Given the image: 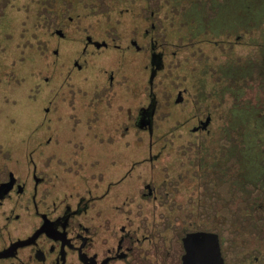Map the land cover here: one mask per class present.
<instances>
[{"label": "flooded vegetation", "instance_id": "1", "mask_svg": "<svg viewBox=\"0 0 264 264\" xmlns=\"http://www.w3.org/2000/svg\"><path fill=\"white\" fill-rule=\"evenodd\" d=\"M229 1L209 0L214 15L211 18H207V15H198V18L201 17L202 20L201 27L193 25L195 30L200 33L198 35L189 33V36L203 37L195 43L202 46L197 52L201 55L203 67H209L211 63H217L223 69L228 67L227 72L223 73L220 78V87L216 89V96H212L215 93H213L214 85H212L214 87L212 91L210 89L211 82L206 79L205 93L197 95V101L204 110L198 112L196 125L190 129L195 134V144L199 146L209 137L219 141L216 142L218 147L215 148L218 151L219 161H205L209 154L201 147L199 150L196 148L198 151L195 155L199 157L196 158L197 161L193 159L192 161H169L167 163L171 167V175H169L168 181L167 179L158 181L153 176L152 167L154 163L159 162L155 161L159 158V153L150 155L144 161H134L126 173L124 166V170L117 174L114 163L107 164V167H103L102 172H100L99 165L95 161L89 164H83L81 161H0V264H183V256L186 253L184 246L186 237L202 232H211L218 236L220 252L224 261L220 230L211 231L209 218H206V221H204L205 218H201V220L195 218L193 208H197L198 205H201L202 208L210 207L205 205V203L209 204L205 198L210 197L207 185L208 176L212 170L216 176L220 172L221 177L218 178L229 184L228 196L233 197L234 207L241 208L243 178L252 179L256 172L255 167L250 166V173H247L248 170L243 167L241 161L243 131H245L243 129V112L256 115L258 109L264 108L263 95L261 99H255V102L259 101V106L252 105L250 107L247 105L243 109L240 87L235 85L234 90H232L233 88L228 86L231 82L241 81L240 65L235 67L236 61L233 62V58L238 54L237 47L241 40L238 33L240 31L219 29L215 33L216 29H213L210 24L213 25L215 19L219 18V8L228 5ZM3 2L6 5L23 6L26 5L24 3L27 0L26 2L23 0H0V3ZM72 2L75 0H28L27 2V6L31 8L33 4L41 7L38 9L40 13L31 14L30 17L35 18L40 23V27L38 25L36 27L43 30L41 33L45 38L43 49L45 64L48 70L55 67V69H59L60 73L64 72V66L61 65L64 61L61 60L60 45L65 44V42L77 44L74 55L76 59L71 64L72 66H69V70L67 69L66 77H70V73L74 70H77V74L85 70V62L81 65L77 59L81 60L88 54L92 55V59L95 57L92 64L94 72L91 70V87L87 89L90 93L81 94L83 98L80 101L70 99L69 108L76 106L80 109H89L83 118L84 130H87V133L93 132L94 121H103L102 127L105 129H102L100 139L102 133L106 137L109 133L108 130H112L113 127L119 128L122 135L120 137L124 138L125 103L122 105L119 102L116 105L109 104L112 98L125 100V88L121 91H119L120 89H113L115 85L125 86L118 84L119 74H122L124 70L122 64L124 56H120L121 60L119 59L117 65L121 68L116 71V68L110 67L109 73L101 81L99 80L101 77L99 78L93 73H101L102 71L101 67H94V65H100L97 61L100 58L99 51L116 49L125 55V47L120 49L118 44L112 43L113 37L119 32L112 31L111 19L107 22L106 15H97V10L93 9L90 14H83L85 18L83 21L75 17L78 15L74 14ZM123 4L125 6V0ZM126 12L129 10L124 7L118 17V21L123 17V20L120 21L124 26L123 28H125ZM155 13L158 14V10L150 8V27L147 32L144 31L145 34L143 33V38H149V76L152 68L156 69L155 64L161 65L156 75L167 66L168 54H171V59L174 61L182 47L179 44H174L172 51L169 52V46L162 41V31L156 26ZM191 16L193 18L192 14H190ZM239 16L240 14L232 18L234 29L238 26L239 20L237 19ZM76 20H79L78 29L74 27ZM84 22H88V24ZM73 28L76 30H71ZM74 33L75 35H72ZM213 34H217L218 38L212 40L210 36ZM97 37L102 38V40L98 41ZM130 45L136 51L142 49L136 40H131ZM224 54H226V58ZM220 57L224 58L223 61ZM225 59L226 61H224ZM255 64L257 66V60ZM84 74L81 73V77ZM66 77L64 76L65 79ZM121 77L125 80V73ZM47 79L45 78V81ZM68 81L70 78L66 79V82ZM256 81L258 80L255 79L253 82ZM82 82L84 81L82 80ZM259 84V86L263 85L264 87L262 77L259 78ZM174 89L175 98L172 103L178 109L177 106L184 103V96H186L187 91L180 86ZM152 91L156 100L153 113L143 111L153 103L149 86L148 105L139 108L134 122V127L146 132L150 139L154 133L158 103L154 91V80ZM55 92H53V98H49L46 102V112H49L56 105L57 101L55 102L54 97H56L55 94L58 95V92ZM114 94L115 96H113ZM190 95L189 93L187 96ZM212 98H217V100ZM212 101H217L218 104L221 102L222 105L227 102L226 108H228L225 110L228 119L219 130L217 128L215 131L210 127L212 116L209 110ZM97 107L113 108L114 112L111 115L98 116L94 114V109ZM127 112L130 114L129 110ZM141 112L144 113L141 114ZM260 114L257 116H263L264 110ZM140 115H143L144 118H141ZM70 116V118L75 119V115ZM149 116L152 126L151 135L148 124L146 125ZM111 119L112 124H108ZM251 130L256 131L253 127ZM109 138L104 140L106 143L103 140H100V143H111ZM208 146L207 150L210 149V145ZM150 150L151 143L149 144ZM209 163H213L215 166L212 167ZM126 164L128 166L129 161ZM144 164L149 165V178L142 180V190L140 186L137 190L138 196L135 198L140 195L139 199L146 203L162 201V194L163 196L168 195L166 189L169 186L177 190V183L181 180L196 179L197 183L195 186L193 184L190 189V196H196V199L202 198V201L197 200L188 210H184L182 206L173 207L172 205L170 209H167L166 205L156 202L150 207L145 205L138 207L132 205L130 207L129 198L135 195V193L130 195L131 186L134 184L130 183L131 178H133L132 171L135 167ZM216 166L219 171L215 169ZM252 172L254 173L252 174ZM243 173L246 174L243 175ZM245 175L247 177H243ZM252 186L251 192L255 196L257 186ZM218 188L219 186H213L212 190L217 192ZM216 197L221 196L216 193ZM134 203L135 200L132 201V204ZM219 206L224 209V201ZM213 208L215 209V207ZM197 213L204 214V210L202 209V212L197 210ZM261 219L263 225L261 222L252 225L256 232L249 238L250 242L254 244H264V219L263 217ZM223 224L221 222V225ZM236 232L238 236L235 241L239 249L236 256L239 258V264H264V253L260 254V251L256 249L253 251L247 249L243 238L246 236L245 233L240 230V227L237 228ZM255 251H259V255H254Z\"/></svg>", "mask_w": 264, "mask_h": 264}, {"label": "rangeland", "instance_id": "2", "mask_svg": "<svg viewBox=\"0 0 264 264\" xmlns=\"http://www.w3.org/2000/svg\"><path fill=\"white\" fill-rule=\"evenodd\" d=\"M23 1L26 2V0ZM193 1L194 3H192ZM27 2L23 6L0 3V161H81L83 164L95 161L99 165L100 172H102L103 167H107V164L114 163L117 174L124 170V166L126 173L134 161H144L150 155L159 153V158L155 160L159 162L154 163L152 167L153 176L158 181L170 179L171 167L167 164L169 161H192L193 159L197 161L196 158L199 157L195 154L199 147L209 154V157L205 155L207 157L205 161H219L218 151L215 150L218 147L216 142L219 141L209 137L199 146L195 144V134L190 130L196 125L198 112L204 110L197 101V95L205 93L206 79L210 80L212 91L215 87L213 91L215 93L212 96H216V89L220 87V78L223 73L227 72L228 68L223 69L217 63L203 67L201 55L197 52L202 46L195 44L197 40L203 37L189 36V33L194 35L200 33L194 28V25L200 26L196 22L198 17H190L191 13L198 12L201 16L207 15V18L214 15L209 0H125V6H123L124 0H75L72 2L74 14L78 15L75 17L83 21L85 20L83 14H90L93 9L97 10V15H106L107 22L111 19L112 31L119 32L113 37L112 43L118 44L120 49L125 47V55L116 49L99 51L100 58L97 61L100 65H94L95 68L101 67L102 69L101 73H93V75L96 74L97 77H101L99 79L101 81L109 73L110 67L116 68V71L121 68L117 65L119 59L121 60L120 56H124L122 74L125 73V80L121 77L122 74H119L118 84L125 86L115 85L113 89H120L119 91H121L125 88V100L112 98L109 104L116 105L119 102L122 105L125 103V137H120L122 136L121 130L113 127L112 130H108L109 133L106 137L102 133L101 139L100 133L102 129H105L102 127L103 121H94L93 132L87 133L88 131L84 130L83 118L89 109H80L76 106L69 108L68 105L70 99L80 101L83 98L81 94L90 93L87 89L91 87V70L94 72L92 64L95 57L92 59V55L88 54L81 60L77 59L81 65L85 62V70L81 71L80 74L74 70L70 73V77H66L69 66H72L71 64L76 59L74 55L77 44L65 42V44L60 45L61 60L64 61L61 65L64 66V72L60 73L59 69H55V67L48 70L44 59L45 38L41 33L43 30L38 28L40 23L35 18L30 17L31 14L40 13L38 9L41 7L33 4L31 8L27 6ZM238 5V0H230L228 7L219 8V19L217 23L214 22L210 26L214 28L217 25L220 28L223 23L234 26L232 18L238 15ZM124 7L129 10L125 13V28L120 22L123 17L118 21ZM150 8L158 10V14L155 13L154 17L155 23L157 28L162 31V41L169 46V52L172 51L174 44L182 46L174 61L171 59V54H168L167 66L158 72L154 79V91L158 103L154 133L151 139L146 132L134 127L139 108L147 106L149 102V38H143V33L144 31L147 32L150 27ZM226 8L227 10H225ZM75 23L76 26H73L78 29L79 20H76ZM84 23L88 24V22ZM75 28L71 30H76ZM238 34L241 36V40L237 47L238 54L233 58V62L236 61L235 67L241 66L246 59L256 55L257 50L251 43H257L260 37L258 30L252 33L240 32ZM210 38L215 40L218 35L213 34ZM96 39L102 40L100 37ZM131 40H136L142 49L136 51L130 45ZM224 55L226 58V54ZM220 59L223 61L224 58L220 57ZM216 61L218 60L216 59ZM81 73L85 74L81 77ZM64 76L66 79L70 78V81L66 82ZM45 78L49 80L45 81ZM75 82L78 84H73ZM235 85L240 87L242 91L243 109L247 105L250 107L260 105L259 101L255 102V99H261L264 95V87L263 85L259 86V81L253 82L251 79H245L240 82L236 81V83L231 82L228 86L234 90ZM177 86L186 89V96L191 94L187 98L184 96V103L177 106L178 109L172 103L175 98L174 88ZM55 91L58 92V95L55 94L56 97H54L55 102L57 101L56 105L49 112H46V102L49 98H53ZM212 99L217 100V98ZM218 99L221 100V98ZM219 103L221 105L217 101H212L210 104L209 111L212 116L210 127L213 131L217 128L219 130L228 119L225 111L228 109L226 108L227 102L225 105ZM94 110V114L98 116L111 115L114 112L113 108L97 107ZM128 110L130 114L127 112ZM263 110L264 108H260L259 114ZM70 115H75V119L70 118ZM108 124H112V119ZM244 129L246 131L245 127ZM107 138L110 139L111 143H100V140L104 141ZM150 143L151 150L149 151ZM208 145H210L209 150L206 149L209 148ZM261 150H263L264 155V145ZM127 161H129L128 166ZM209 164L212 167L215 166L213 163ZM243 164V167L249 172L250 166L245 165L244 161ZM148 166V164H144L135 167L132 171L133 178H131L130 183L134 184L131 186L130 195L133 193L135 195L129 198L130 207L132 205L150 207L156 202L166 205L167 209H170L172 205L173 207L182 206L184 210H188L197 200L202 201V198L196 199V196H190V189L193 184L195 186L197 183L196 179L181 180L177 183V190L169 186L166 189L168 195L163 196L162 194V201L146 203L139 199L140 195L135 198L138 196L137 190L143 184L142 180L149 178ZM215 169L219 171L217 166ZM218 177H221L220 172L216 176L213 170L210 171L207 185L210 197L205 198L209 201V204L205 203V205L210 207L202 208L201 205H198L197 208H193V216L199 220L205 218L204 221L209 218L211 231L220 230L225 264H239V258L236 256L239 253L235 241L238 236L236 230L240 227V230L249 237L256 232L252 226L253 223L261 222L263 225L261 218L264 213H261L262 210H258L257 199L251 192V188L248 187L241 193V208L234 207L233 197L228 196L229 184ZM173 183L176 185L175 182ZM213 186H219L217 192L212 190ZM216 193H219L221 197H216ZM133 200H135L134 204H132ZM223 201L224 209L219 206ZM202 209L204 214L197 213V210L202 212ZM147 213L149 212L147 211ZM221 222L224 224L221 225ZM258 246L264 248V244ZM253 254L259 255V251H255Z\"/></svg>", "mask_w": 264, "mask_h": 264}, {"label": "trees", "instance_id": "3", "mask_svg": "<svg viewBox=\"0 0 264 264\" xmlns=\"http://www.w3.org/2000/svg\"><path fill=\"white\" fill-rule=\"evenodd\" d=\"M238 1V14H240L239 19H237L239 20L238 26L234 29L232 24L223 23V26L220 28H218L216 25V27L213 29H216L215 33H217V30L219 31V29L232 30L233 32L235 30L236 32L240 31L242 33H252L255 30L259 31V41H257V43H251L257 50L256 55L252 56L251 58L249 57L246 59L244 64L239 66L241 80L251 79L254 81L257 79L259 81L260 77L264 79V0ZM226 6L228 7V5ZM223 7H225V5ZM259 7L260 9H258ZM225 10H227V8ZM191 14L196 17L199 15L198 12ZM218 19L219 18L215 19L216 23ZM196 22L201 26V17L198 18ZM256 60L257 66L255 64ZM257 111L258 113L256 112V115H254V113H251V115L247 112H243V129L245 126H247L246 128L248 129L243 131L241 161L242 164L244 161L245 165L255 167L256 172H252V174H255L253 176L254 178L252 179L243 178L244 180L242 181V189L245 190L247 187L253 188L252 185L257 186V190H255V199H257V204H259L258 210H262L261 213H264V155L262 152L263 150H261V147L264 145V114L263 116H257V114H259V109ZM251 127L255 128L256 131L251 130ZM257 176L259 177L258 179ZM243 177L247 176L245 175ZM243 238L245 240L244 244L247 249L252 251L253 249H256L260 251V254L264 253V248L260 250V247L258 246L262 243L254 244L250 242L249 237L245 236Z\"/></svg>", "mask_w": 264, "mask_h": 264}, {"label": "water", "instance_id": "4", "mask_svg": "<svg viewBox=\"0 0 264 264\" xmlns=\"http://www.w3.org/2000/svg\"><path fill=\"white\" fill-rule=\"evenodd\" d=\"M156 69L152 68L149 76V86L151 88L150 96L153 100L149 108L144 109V112L153 113L155 106V96L152 91V85L157 70L161 66L155 64ZM154 65V66H155ZM144 112H141L143 114ZM141 118L144 116L140 115ZM148 124V125H147ZM138 125V124H137ZM150 135L152 134L151 117H148L146 122ZM186 253L183 256V264H224L223 258L220 252V245L218 236L211 232L194 233L188 235L184 242Z\"/></svg>", "mask_w": 264, "mask_h": 264}]
</instances>
